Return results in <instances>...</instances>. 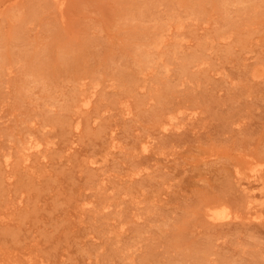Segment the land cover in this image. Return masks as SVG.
<instances>
[{
  "label": "rangeland",
  "instance_id": "rangeland-1",
  "mask_svg": "<svg viewBox=\"0 0 264 264\" xmlns=\"http://www.w3.org/2000/svg\"><path fill=\"white\" fill-rule=\"evenodd\" d=\"M256 165L264 0H0V264H264Z\"/></svg>",
  "mask_w": 264,
  "mask_h": 264
},
{
  "label": "bare ground",
  "instance_id": "bare-ground-1",
  "mask_svg": "<svg viewBox=\"0 0 264 264\" xmlns=\"http://www.w3.org/2000/svg\"><path fill=\"white\" fill-rule=\"evenodd\" d=\"M184 30V29H183ZM177 33V32H176ZM203 69V68H202ZM219 71V70H218ZM212 76V75H211ZM90 90V89H89ZM96 91L95 92H92V94H90L89 96L88 95H85L86 97L83 98L81 104H80V107H79V110L81 112L83 111H87L91 104H92V100H93V96L95 95ZM98 93V92H97ZM83 97V96H82ZM81 97V98H82ZM80 98V99H81ZM98 98V97H97ZM97 102V101H96ZM79 103V102H78ZM95 103V102H94ZM77 108V107H76ZM126 115L127 117L131 115V111L126 108ZM180 112V111H179ZM176 113V112H175ZM178 114V113H177ZM196 114V113H195ZM124 115V114H123ZM174 116V115H173ZM194 113L193 114H190L188 115V117L186 118L185 116V120H178V116H174V117H171L170 119L167 120V122H164L163 124H161V128L164 130V132H167L169 131L170 129H183V127L186 125V122L187 120H191L193 122L192 119H194ZM133 117V116H132ZM76 120V119H75ZM196 120V119H195ZM93 121V120H92ZM191 122V123H192ZM188 124V123H187ZM190 124V123H189ZM81 126V125H80ZM194 126V125H193ZM186 127V126H185ZM196 127V126H195ZM194 128V127H193ZM115 129V128H114ZM111 130V129H110ZM170 133V132H169ZM115 134V133H114ZM151 137V136H150ZM149 142L150 141H146V142H143L142 143V150L143 152H147L149 150ZM33 143V142H32ZM34 145H31L30 143V146L27 148L26 152L23 153V159H22V164L25 165V167H29V162L31 161V153L32 152H36L37 154L38 153H41L42 152V149H41V144H35L33 143ZM113 145L117 148L116 144L113 143ZM109 146V145H108ZM110 148V147H109ZM111 149V148H110ZM109 149V150H110ZM116 150V149H115ZM121 150V149H120ZM119 150V151H120ZM138 150V149H137ZM33 154V153H32ZM140 154V153H139ZM145 154V153H144ZM108 155V154H107ZM6 158V157H5ZM3 160V159H2ZM11 162V161H10ZM17 162V161H16ZM103 163V162H102ZM99 164V163H98ZM4 165V164H3ZM7 166H9V161H7ZM8 169V168H7ZM27 171V170H26ZM30 173V172H29ZM106 173V172H105ZM238 174L242 175L244 174V176H240L238 177V184L239 186L241 187H244L243 188V192H245V205H248L246 206L248 209H250L249 211V214L250 216L253 218H260L261 216L258 215V207H264V174H262V171L260 168H257V165L256 167H252L248 173H242L238 170L237 172V175L235 177L238 176ZM141 175V174H139ZM35 179V178H34ZM104 182V181H103ZM254 183H258L257 185H255ZM12 184V183H11ZM258 191V192H257ZM162 199V198H161ZM160 199V200H161ZM135 204V203H134ZM138 205V204H137ZM211 206V205H210ZM135 207V206H134ZM99 208V207H97ZM110 209V208H109ZM263 209V208H262ZM254 210V211H252ZM103 211V209H102ZM99 212V211H98ZM97 212V213H98ZM247 212V211H246ZM96 213V214H97ZM118 213V211H117ZM139 213V212H138ZM236 214V213H235ZM207 218L212 221L211 223L215 222V223H218V222H222L223 221H226V220H231V219H237L239 218L238 216H233L230 212L226 211V209H224L223 207L220 208L219 206H216V207H213V208H210L208 210V213L206 214ZM244 219V218H243ZM7 221V220H6ZM239 221V220H238ZM242 222H246V221H242ZM116 224V223H115ZM214 224V223H213ZM219 224V223H218ZM224 224V223H223ZM119 227V226H118ZM115 229V228H114ZM112 230V229H111ZM124 230V229H123ZM123 235V234H122ZM120 240V239H119ZM120 242V241H119ZM132 249V248H131ZM132 251V250H131ZM138 251V249H137ZM136 251V252H137ZM132 260V259H131ZM46 261V260H45ZM27 262V261H26ZM16 263V262H15ZM28 263V262H27ZM44 263V262H43ZM48 263V262H47Z\"/></svg>",
  "mask_w": 264,
  "mask_h": 264
}]
</instances>
